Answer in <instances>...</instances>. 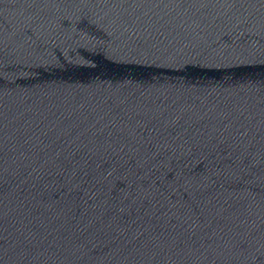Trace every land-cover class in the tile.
Masks as SVG:
<instances>
[{
  "label": "water",
  "instance_id": "95a60500",
  "mask_svg": "<svg viewBox=\"0 0 264 264\" xmlns=\"http://www.w3.org/2000/svg\"><path fill=\"white\" fill-rule=\"evenodd\" d=\"M0 264H264V0H0Z\"/></svg>",
  "mask_w": 264,
  "mask_h": 264
}]
</instances>
